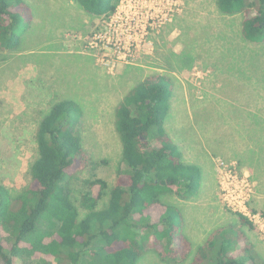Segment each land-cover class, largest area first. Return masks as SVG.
Here are the masks:
<instances>
[{
    "label": "rangeland",
    "instance_id": "obj_1",
    "mask_svg": "<svg viewBox=\"0 0 264 264\" xmlns=\"http://www.w3.org/2000/svg\"><path fill=\"white\" fill-rule=\"evenodd\" d=\"M24 1L31 13L20 56L8 55L0 69V184L14 193L29 186L38 123L58 96L84 104V144L99 165L82 179L113 184L122 156L118 103L147 75L170 73L165 128L185 160L203 170L198 196L178 200L187 237L199 245L214 227L237 221L232 209H247L260 223L243 228V248L233 255L245 257L248 247L264 264V43L243 39L242 16L222 15L216 0H181L173 11L175 0H123L111 19L70 0ZM229 175L249 184L238 207L224 200ZM150 213L158 217V209ZM147 256L139 264L157 261Z\"/></svg>",
    "mask_w": 264,
    "mask_h": 264
},
{
    "label": "trees",
    "instance_id": "obj_2",
    "mask_svg": "<svg viewBox=\"0 0 264 264\" xmlns=\"http://www.w3.org/2000/svg\"><path fill=\"white\" fill-rule=\"evenodd\" d=\"M70 1L95 18L111 17L121 2ZM216 8L225 16H242L244 40L264 43V0H216ZM30 13L24 0H0V69L10 64L8 55L20 56ZM173 78L149 74L118 103L115 130L122 156L113 184L82 179L89 166L99 165L84 144V104L62 96L54 100L38 123L29 186L14 193L0 184V264H139L150 253L157 256L151 264H259L251 248H245V257L233 255L243 248V228H255L242 214L235 223L214 227L199 245L187 237L178 200L198 196L203 170L185 160L165 128Z\"/></svg>",
    "mask_w": 264,
    "mask_h": 264
},
{
    "label": "built area",
    "instance_id": "obj_3",
    "mask_svg": "<svg viewBox=\"0 0 264 264\" xmlns=\"http://www.w3.org/2000/svg\"><path fill=\"white\" fill-rule=\"evenodd\" d=\"M181 0H175V1H172V4L170 6V10L169 11H173V9H171L172 6H179V2ZM123 4V0H121L120 2V5L118 7V9L121 7V5ZM117 9V11H118ZM116 11V13H117ZM115 13V14H116ZM115 14H113L111 17H113ZM111 17L107 18V19H111ZM130 26V24H129ZM144 31H147L148 32V27H145L143 29ZM108 44H109V41H108ZM247 179L243 180L241 182V186H238L237 183V179L236 177H234L233 175H229L227 177V181L229 182L228 184H225L222 182V192H223V196H224V200L225 202L229 205L228 207H235V205L238 207L239 206V203L236 202V200L238 199H241L243 200L244 197L247 195V191L249 190V184L248 182H246ZM237 200V201H238ZM234 212H239L238 214H242L244 215L245 217H247L248 219H250L251 222H254V224H259L260 222L258 221V215H252L251 212L247 209H243V208H238V209H232ZM256 219V220H255Z\"/></svg>",
    "mask_w": 264,
    "mask_h": 264
}]
</instances>
